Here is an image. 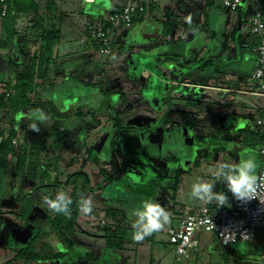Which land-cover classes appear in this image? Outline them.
<instances>
[{"label": "rangeland", "instance_id": "obj_1", "mask_svg": "<svg viewBox=\"0 0 264 264\" xmlns=\"http://www.w3.org/2000/svg\"><path fill=\"white\" fill-rule=\"evenodd\" d=\"M53 1L55 3L50 12L59 13L58 27L61 28V48L67 46L78 53L82 47L84 35L89 37L86 23L89 21L99 22L94 8L100 6V3H106V0H96L95 3H88L85 0ZM233 15L234 13L230 14V16ZM19 29L25 31L26 26H21ZM122 32L125 33V30ZM122 32L120 34L116 33L112 38L115 53L112 58H110L111 56L101 55L98 51L83 53L92 57L94 62L91 65L88 63L78 64L81 70L79 75H82L79 76L80 82L84 85H79L77 88L81 90L88 89L90 86H87L86 83L97 80L110 85L111 80L118 76L123 80L126 91L130 92L128 98L132 106L124 102L116 105L112 97L101 96L100 92L97 91L98 89H92L85 95L78 94L75 97L60 95L59 92L67 90L60 88L65 85L64 82H53L52 79L48 78L47 81L35 87L30 95L34 99L30 109H33L36 114L32 115L29 112L26 116L17 115V120L14 121L13 126L18 131L17 138L20 144L24 141L25 135H27L28 143L36 142L39 138L40 131L31 130L30 124H39V122H44L45 119L48 122V117L44 116L45 103L48 101L53 102L60 110L72 113L68 121H65L62 125L72 128L73 131L63 147L58 149L56 142L53 141L42 154V161L45 164H48L49 158H53L57 154L60 156L57 169L52 167L49 170L51 177L43 186L37 185L36 181H30L26 177L17 178L15 159H11L8 169L0 171V264L71 263L64 258H59L60 260L52 258L58 247L59 237L54 232L49 231L48 226L43 223L47 214L52 216L54 213L42 203V198L45 196L54 198L58 191L67 193L68 190L56 185L54 180L59 178L64 181L68 175L75 171L82 170L87 173L91 190L86 191V196L92 197L94 201V209L90 215L80 214L77 220L78 225L72 237L75 250L83 253L77 256L81 260V264H150L151 262L154 264H172L175 250L174 246L169 243L168 235V228L176 224V219L171 217L172 214L181 217L196 212L200 206L206 204L190 196L191 186L198 179L203 178L209 182H215L214 191L216 192L218 187L223 185L222 181H215L212 175L216 167L205 164V150L202 142H196L192 145L189 163L181 165L182 163L177 160L175 166H172L179 168L177 183L166 177L168 172H172L169 162L163 159L160 163L151 154L153 152L144 148L147 141L137 137L138 132L134 130L138 128L137 124H131V130L121 135L112 149L110 143L113 141L117 130L114 119L117 112H126L130 116L129 118L134 116L136 112H142V110H148V113L143 111L144 116L154 117L157 113L155 103L150 97L137 102L138 95L129 90L130 86H134V91H139V85L132 80H128L125 76L124 69L127 67V59L131 58V54L129 53L127 41L125 42L123 39ZM165 35L166 32L163 36L166 37ZM159 41L160 43L163 42L164 38L160 36ZM38 44L39 35L31 34V40L23 50L8 49L5 53L0 52V79L13 78L14 70L21 66V62L29 60ZM124 56H126V59L123 58ZM14 63L17 64L14 65ZM108 105H111V109ZM78 109L82 110L80 118L75 114ZM18 118L28 123L26 129L20 127ZM129 118L126 119L128 124L134 119ZM152 120L153 123L156 122L155 118ZM1 124L3 127H8L7 117L1 119ZM81 125H84V128ZM39 127L41 130L42 125L39 124ZM147 138L148 141L151 139ZM123 140L125 141L123 142ZM138 161H146L149 168L145 169L137 163ZM101 169L107 174L131 173V177L129 180H119L116 183L110 182L104 179V175L100 173ZM10 175L18 180L15 189H12L9 183L7 186V180H11ZM24 191L33 192L34 210L31 209L35 211V215L29 221H26L23 217L27 211L29 212L25 197L23 196L19 201L15 197L19 193L23 194ZM146 199L156 200L167 208L170 213L169 223L165 225L162 231L151 235L150 239L146 237L142 242L127 241L121 250L114 249L113 246H107V239L104 237L106 230L113 231L117 226L131 228L128 212L141 207L142 201ZM119 200L126 201L127 206H119ZM35 204H38L39 207L35 208ZM118 208H121V211L115 215L114 212ZM11 226L18 231L28 226L32 228V232L27 238L24 235L13 234L9 229ZM260 232L258 238L247 242L240 241L228 247L222 246L215 234L207 233V236L210 237L209 242L213 244V252L208 255L204 251H199L200 253L197 255L204 258V260L207 259L206 264H225L224 261H228L229 264H238L239 259L233 254L245 253L253 256L257 255V252H261L260 249L264 247V227ZM37 234L40 235L33 243L36 251H41L39 258L26 259L18 257L17 252L27 246L28 242ZM105 255L109 257V262L103 259ZM197 255L194 256L191 263L194 262Z\"/></svg>", "mask_w": 264, "mask_h": 264}, {"label": "crops", "instance_id": "obj_2", "mask_svg": "<svg viewBox=\"0 0 264 264\" xmlns=\"http://www.w3.org/2000/svg\"><path fill=\"white\" fill-rule=\"evenodd\" d=\"M35 1L39 4L40 12L51 18L49 22L58 27L59 13L50 17L48 0ZM137 1L142 2L145 9L138 13L132 23L113 30L112 38L125 30V33L122 32L123 39L127 41L131 54L124 69L125 76L139 85V91H134V86H130L129 90L138 95L137 102L150 97L155 103L157 113L154 117L144 116L143 111L148 113V110H142L131 116L134 119L129 122L130 125L137 124L138 128L134 129L138 132L137 137L147 141L144 148L153 152L151 154L160 163L165 159L172 167L175 166L173 158H177L181 165L189 163L192 145L202 142L206 165L216 167L218 162L237 163L241 154L245 158L253 155L259 174L264 167V156L260 153L264 141H258L260 130L255 128L254 120L264 111V94L258 90L252 76L257 63L258 38L251 32L248 18L257 10H261L264 16V0H245L243 6L234 11L225 8L222 0ZM126 3L127 0H106V3H100L95 8H106L109 12L120 9ZM95 12L100 22L102 18L99 14L106 13ZM231 13L234 15L230 16ZM31 20V14L18 16V34L13 42L0 47L1 53L8 49L21 51L28 46L31 34L27 29ZM24 25L25 31L19 29ZM164 32L166 37L163 36ZM160 36L164 38L161 43ZM60 41L55 48V64L49 78L53 82H64L61 89L84 85L80 82L79 76L82 75H79L81 70L78 64L91 65L94 62L92 57L83 53L97 51L96 45L84 35L78 54L67 46L61 48ZM110 56L112 58L115 53ZM123 58L126 59V56ZM19 68L14 70V76ZM13 78L0 79V85L4 86ZM122 81L116 76L107 85L112 91L110 97L116 105L124 102L132 106L128 98L130 92L126 91ZM99 82H87L86 85L90 86L89 89L97 90L99 86L96 83ZM120 114L125 121L130 117L126 112ZM153 118L156 119L155 123ZM81 126L84 128V125ZM147 137L151 139L148 141ZM248 149L253 151L246 153ZM10 178L6 182L7 186L9 183L15 189L18 180L13 175ZM221 191L227 194L228 199L232 197L227 191L226 182L218 187L217 192ZM38 207L35 204V208ZM207 233H197L200 238L199 251L210 255L213 244L209 242ZM260 250L253 256L245 253L233 256L239 259L238 264H261L264 247ZM194 256L187 264L192 262ZM197 259L207 263V259L197 255L191 264H196ZM224 263L229 264L228 261Z\"/></svg>", "mask_w": 264, "mask_h": 264}, {"label": "trees", "instance_id": "obj_3", "mask_svg": "<svg viewBox=\"0 0 264 264\" xmlns=\"http://www.w3.org/2000/svg\"><path fill=\"white\" fill-rule=\"evenodd\" d=\"M9 2L8 13L0 23V47H5L8 43L14 41L18 34L16 21L21 14L32 15V25L27 30L30 34L39 35V44L31 54L29 60L27 62H21V67L16 71L13 80L4 85L11 91V96L6 98L4 92L0 95V137H3L0 140V171L8 169L11 159H15L17 178L26 177L30 181H36L37 185L43 186L51 177L49 170L52 167L57 169L60 156L57 154L53 158H49L48 164H45L42 161V154L53 141L56 142L58 149L64 146L73 130L62 124L68 121L72 113L60 110L51 101L46 102L44 116L46 115L48 117V122H39L40 126L42 125L39 138L36 142L28 143L27 135H25L24 141L21 144L18 143L17 146L12 143V139L18 136V131L14 128L13 124L17 120L18 114H21V116H26L29 112L32 115L36 114L33 109H30L34 101L30 95L33 93L35 87L40 83H44L49 78L50 71L55 64L54 52L61 39V30L55 23L49 22L51 18L40 12L39 4L35 0H10ZM54 3L53 0H48L47 8L49 11L54 6ZM54 15L55 13L52 12L50 17H54ZM103 16L99 14V17L103 18ZM96 85L99 86L97 91L100 92L101 96L110 97L112 91L104 82L96 83ZM75 114L80 118L82 116V110L78 109ZM3 117H7L8 127L2 126L1 119ZM114 119L117 130L113 141L110 143L112 149L118 138L132 128L118 112ZM18 120L20 121V127L26 129L28 123L20 118ZM259 132L257 134L258 141H264V132ZM95 159L98 160L97 158ZM176 161L177 158L172 159L173 163ZM137 163L145 169L149 168L146 162L138 161ZM171 171L166 174V177L173 179L177 183L179 168L172 167ZM100 173L104 175L105 180L115 183L119 180H129L131 177V173L127 172L107 174L101 169ZM54 183L61 188H66L68 190L66 194L73 201L70 218L65 217L63 214L54 213L52 216L47 214L43 220V223L48 226L49 231L54 232L59 237L58 247L52 256L53 259H59L64 256L63 249L68 248L70 250L75 245L72 237L80 216L78 201L80 196L82 194L86 196V191L91 190V188H89V177L82 170L71 173L64 181L56 178ZM32 194V191H24L23 194L19 193L15 196L18 201L24 196L25 202L29 206V212L27 211L28 213L26 212L23 216L26 221H29L35 215ZM123 205L127 206V202L119 200V206L122 207ZM120 211L121 208H118L114 214L117 215ZM132 232L133 230L131 228L124 226H117L113 231L107 229L104 236L107 239V246H113L112 248L114 249H123L127 241H134ZM39 235L37 234L32 238L28 242V245L20 249L16 255L26 259H38L41 251H36L33 242ZM151 237L149 236L148 238L150 239ZM52 262L55 263L54 260ZM150 264L154 263L151 262ZM196 264H204V262L197 259Z\"/></svg>", "mask_w": 264, "mask_h": 264}, {"label": "built area", "instance_id": "obj_4", "mask_svg": "<svg viewBox=\"0 0 264 264\" xmlns=\"http://www.w3.org/2000/svg\"><path fill=\"white\" fill-rule=\"evenodd\" d=\"M10 0H0V23L8 13ZM93 1V0H87ZM245 0H222L223 5L228 10L240 9ZM145 6L137 0H127L120 9L107 12L98 23L87 22V32L90 40L96 45L99 54L110 56L114 52L112 41L113 30L120 29L124 25L134 21L139 12ZM251 32L258 38L256 45L257 63L252 76L260 92L264 94V16L261 10L252 13L249 18ZM5 93V97L11 96L5 86L0 85V95ZM256 129L264 132V111L261 116L254 120ZM3 137H0L2 140ZM12 143L17 146L18 138L12 139ZM260 153L264 156V146H261ZM264 175V167L260 171ZM232 205L229 207H217L215 203L204 204L194 213L177 217L172 214L173 219L178 222L168 228L169 243L174 246L175 257L172 264H187L200 249V238L197 233L200 231L215 234L220 244L224 247L231 246L237 242H247L255 239L258 232L264 227V205L258 200H251L248 203H241L233 198L228 199ZM215 228L208 223L209 220ZM234 233V236L222 238L221 232L225 229ZM261 264H264V257Z\"/></svg>", "mask_w": 264, "mask_h": 264}, {"label": "clouds", "instance_id": "obj_5", "mask_svg": "<svg viewBox=\"0 0 264 264\" xmlns=\"http://www.w3.org/2000/svg\"><path fill=\"white\" fill-rule=\"evenodd\" d=\"M45 122L47 120L45 119ZM30 129L40 131L38 123L30 124ZM253 150L248 149L246 153ZM257 162L253 155L241 158L237 163H217L212 175L215 181L226 182L227 191L234 199L241 203H248L251 200H258L264 205V175L257 173ZM215 182H209L203 178L191 186L190 196L206 204L215 203L217 207H229L228 196L225 192L214 191ZM42 203L56 214H63L65 217H71L72 199L63 191H58L54 198L45 196ZM94 209V201L90 196L81 195L78 201V210L81 215H90ZM128 218L131 222L132 238L135 242H142L146 237L160 232L170 221V213L166 207L162 206L156 200L146 199L142 201L141 207L128 212ZM209 224L215 228L210 219ZM222 238L234 236L227 228L221 232Z\"/></svg>", "mask_w": 264, "mask_h": 264}, {"label": "water", "instance_id": "obj_6", "mask_svg": "<svg viewBox=\"0 0 264 264\" xmlns=\"http://www.w3.org/2000/svg\"><path fill=\"white\" fill-rule=\"evenodd\" d=\"M95 10L97 11H100V12H103V13H107L108 10L106 8H95ZM168 46L165 47V49H167ZM92 89H78V88H68L67 90H65L64 92H60V95H69L70 97H74L78 94H81V95H85L87 94L89 91H91ZM94 90V89H93ZM10 231L13 233V234H18V235H24L26 236L27 238L30 236L31 232H32V228L26 226L23 230H17L15 228H13L12 226L9 227ZM104 260H107V262L110 261L109 257L107 255L104 256L103 258Z\"/></svg>", "mask_w": 264, "mask_h": 264}, {"label": "flooded vegetation", "instance_id": "obj_7", "mask_svg": "<svg viewBox=\"0 0 264 264\" xmlns=\"http://www.w3.org/2000/svg\"><path fill=\"white\" fill-rule=\"evenodd\" d=\"M63 252H64V256L61 258L67 259L68 262H71V263L73 262L72 264H81L80 263L81 260H79L77 256H80L83 253L79 250H75V246H73V248H70V250L68 248H65L63 249Z\"/></svg>", "mask_w": 264, "mask_h": 264}]
</instances>
